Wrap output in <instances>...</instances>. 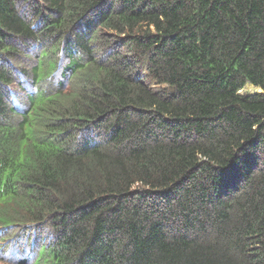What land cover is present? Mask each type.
Listing matches in <instances>:
<instances>
[{"label": "trees", "instance_id": "1", "mask_svg": "<svg viewBox=\"0 0 264 264\" xmlns=\"http://www.w3.org/2000/svg\"><path fill=\"white\" fill-rule=\"evenodd\" d=\"M0 264H264V0H0Z\"/></svg>", "mask_w": 264, "mask_h": 264}, {"label": "rangeland", "instance_id": "2", "mask_svg": "<svg viewBox=\"0 0 264 264\" xmlns=\"http://www.w3.org/2000/svg\"><path fill=\"white\" fill-rule=\"evenodd\" d=\"M246 92H252L253 91V87L251 85L246 86L245 88ZM245 90L241 91V92H245Z\"/></svg>", "mask_w": 264, "mask_h": 264}]
</instances>
